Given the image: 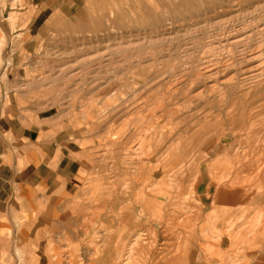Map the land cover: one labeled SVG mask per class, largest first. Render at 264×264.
<instances>
[{
  "label": "rangeland",
  "instance_id": "374dc122",
  "mask_svg": "<svg viewBox=\"0 0 264 264\" xmlns=\"http://www.w3.org/2000/svg\"><path fill=\"white\" fill-rule=\"evenodd\" d=\"M53 1L63 4L67 12L59 15L62 18L53 19V29L43 33L39 46L34 44L27 49L30 55L26 61L12 63L15 66L12 71L27 72L23 78L15 80L8 76L11 61L4 54L11 49L5 39L1 41L0 86L15 84L39 89L49 98L54 111L58 108L68 116L79 117L80 127L86 133L96 134L98 161L105 151L110 155L107 178L118 197L114 200L117 203L114 219L119 220L121 202L125 199L130 204L139 201L143 186L148 188L146 193L154 185L157 187L154 199L163 209L161 224L176 229L190 227L193 222L188 223V218L200 217L201 211H195L191 204H187L192 206L187 215L175 216L174 211L199 198L213 201L215 188L223 181L240 182L247 202L264 198V0ZM16 5H24V1L16 0L12 7ZM14 16H10L13 28L19 21V16ZM226 38L234 39L228 42ZM22 48L13 46L11 53L24 52ZM252 51L259 57L256 62L248 61ZM220 60L222 68L230 65L221 82L211 83L206 77H198L205 74L206 62L216 64ZM257 65L260 70L263 68L261 72L250 70ZM247 89L250 92L246 93ZM230 116L236 117L231 120ZM88 117L94 119V125H83ZM203 184H207L204 190ZM146 198L151 199L148 195ZM254 208L250 207L243 215L256 214L258 209ZM261 209L264 212V205ZM258 222V219L243 220L241 230L254 232L264 221ZM148 223L149 227L154 225V221ZM230 224H234L233 220ZM136 233L131 235L127 246ZM104 239L100 234L92 238L89 247H96L97 254L81 253L82 262L91 258L102 264L99 260L103 257L100 252ZM247 242L241 237L240 245L231 252V261L264 258L262 248L260 251ZM150 244L153 248V243ZM256 249L260 252L254 253ZM140 257L135 254L134 260L142 261Z\"/></svg>",
  "mask_w": 264,
  "mask_h": 264
},
{
  "label": "crops",
  "instance_id": "0c3cea01",
  "mask_svg": "<svg viewBox=\"0 0 264 264\" xmlns=\"http://www.w3.org/2000/svg\"><path fill=\"white\" fill-rule=\"evenodd\" d=\"M23 1L24 5L12 7L16 0H0V43L5 39L10 46L11 51L4 56L11 61L8 76L15 80L27 72L12 71V63L26 61L30 55L27 49L34 44L39 46L43 33L53 29V19L62 18L59 15L67 12L63 4L53 0ZM11 15L19 16L14 28ZM13 46L23 47L24 52L12 54ZM0 93V264H97V259L91 258L82 262L81 253L96 254V247L92 249L89 244L98 234L106 240L104 256L99 261L109 264L117 239L129 238V233L145 223L137 218L140 205L136 201L130 204L128 199L121 202L119 220L114 219V200L118 197H112V183L107 178L111 169L107 162L109 153L105 151L98 161L96 134L86 133L79 117L68 116L58 108L54 111L49 98L39 89L12 84L0 86ZM94 124L90 117L83 123ZM206 186L203 184V190ZM215 200L199 198L184 205L185 208L191 204L195 211H201L200 217L195 218V230L188 226L178 231L187 246L192 245L187 247L186 252L190 253L185 264H230V252L240 244L241 237L248 239L252 247L264 250V198L249 202L235 196L217 199V203ZM250 207L258 209L256 214L242 215ZM259 212L263 214L261 218ZM248 219H260L263 224L248 233L241 230L243 220ZM247 259L232 264H264V258Z\"/></svg>",
  "mask_w": 264,
  "mask_h": 264
},
{
  "label": "bare ground",
  "instance_id": "6f19581e",
  "mask_svg": "<svg viewBox=\"0 0 264 264\" xmlns=\"http://www.w3.org/2000/svg\"><path fill=\"white\" fill-rule=\"evenodd\" d=\"M223 4V3H222ZM82 13V12H81ZM214 16V15H213ZM136 19V18H135ZM221 24V23H220ZM53 25V24H52ZM232 30V29H231ZM230 39H234V38H226L225 40L226 41H230ZM239 45V44H238ZM231 46V45H230ZM187 48V47H186ZM192 52V51H191ZM242 53H243V51H242ZM260 52L258 51V54H259ZM244 54V53H243ZM257 53L256 52H254V51H252V53H250V55H249V57H248V61H250V62H256V61H258V56L256 55ZM261 54V53H260ZM241 55V54H240ZM245 55V54H244ZM217 56V55H216ZM215 56V57H216ZM264 56V55H263ZM203 59V58H202ZM221 59V58H220ZM245 59V58H244ZM262 59L260 58V61H261ZM204 61V60H203ZM208 61H210V60H208ZM212 61V60H211ZM221 61V60H220ZM259 61V62H260ZM199 62H201V61H199ZM262 62H263V60H262ZM205 63V62H204ZM214 63V62H213ZM220 63V64H219ZM219 63H214V64H211V62H206V64H207V66H205L206 67V69H205V74L204 75H202V73L200 74V72H199V74H200V76L198 75V77H201V76H203V77H206V79H208V81L209 82H218V81H220V78L221 77H223L225 74H228L227 72H229L230 70V68L228 67V66H230V65H227L226 64V67L225 68H222L221 67V65H223V63H222V61L221 62H219ZM208 64H211L210 66H208ZM254 65V64H253ZM224 66V65H223ZM250 67V66H249ZM254 67V66H253ZM259 67H261V66H259V65H257L256 67H254V68H249L250 70H252L254 73L256 72V70H258L259 69ZM264 67V66H263ZM185 68V67H184ZM222 68V69H221ZM263 68H261V70H262ZM244 70V69H243ZM246 70V69H245ZM260 70V69H259ZM261 70H260V72H261ZM200 71H201V68H200ZM202 72V71H201ZM204 73V72H203ZM249 73V72H248ZM242 74V73H241ZM246 74V73H245ZM253 74V73H252ZM262 74V73H261ZM260 74V75H261ZM243 75V74H242ZM227 76V75H226ZM231 76H232V74H231ZM245 76V75H244ZM244 76H242V78H244ZM255 76V75H254ZM258 76V75H257ZM262 76V75H261ZM202 77V78H203ZM246 77V76H245ZM202 78H200L201 80H202ZM250 78V77H249ZM259 78V77H258ZM205 79V78H204ZM225 79V78H224ZM231 79V78H230ZM234 79V78H233ZM233 79H231V80H233ZM237 79V78H236ZM245 79V78H244ZM248 79V78H247ZM261 79V78H260ZM264 79V78H263ZM162 80V79H161ZM231 80L230 81H227V82H225V84L226 85H228L227 83L228 82H231ZM243 80V79H242ZM251 80H253L252 78H251ZM262 80V79H261ZM261 80H259V82L261 81ZM206 81V80H205ZM208 81H206V82H208ZM236 80H234V82H235ZM263 81V80H262ZM261 81V82H262ZM172 82V81H171ZM182 82V81H181ZM211 82V83H212ZM221 82V81H220ZM245 82H247V81H245ZM254 82V81H253ZM252 82V83H253ZM258 82V81H257ZM260 82V83H261ZM233 83V82H232ZM231 83V84H232ZM236 83V82H235ZM238 83V82H237ZM243 83H244V80H243ZM222 84H224V82L222 81ZM234 84V83H233ZM240 84H241V81H240ZM245 84V83H244ZM247 84V83H246ZM245 84V85H246ZM248 84H249V82H248ZM255 84H256V88H258V85H257V83L255 82ZM220 85H221V83H220ZM225 85V86H226ZM262 85V84H261ZM216 86V85H215ZM219 86V85H218ZM224 86V85H223ZM231 86V85H230ZM235 86V85H234ZM242 86V85H241ZM251 86V88H253L252 87V85H250ZM263 86V85H262ZM213 87V86H212ZM212 87H209V89L211 88L212 90L214 89V88H212ZM227 87V86H226ZM229 87V86H228ZM233 87V86H232ZM243 87V86H242ZM264 87V86H263ZM262 87V88H263ZM218 88H220V87H218ZM223 88V87H222ZM221 89V88H220ZM224 89V88H223ZM229 89V88H228ZM239 89H242V88H239ZM244 89V88H243ZM259 89V88H258ZM258 89H256V90H258ZM261 89V88H260ZM190 90V89H189ZM203 90V89H202ZM219 89H217V91H218ZM227 90V89H226ZM249 90H250V88H249ZM262 90V89H261ZM214 91V90H213ZM216 91V92H217ZM221 91V90H220ZM225 91V90H224ZM223 91V92H224ZM247 91H248V89L246 90V93H247ZM252 92L251 93H253V89L251 90ZM215 92V93H216ZM222 92V93H223ZM230 92V91H229ZM229 92H227V93H229ZM240 92H241V90H240ZM243 92V91H242ZM248 92H250V91H248ZM260 92V91H259ZM199 93V92H198ZM226 93V92H225ZM226 93V94H227ZM244 94H246L245 92H243ZM250 93V94H251ZM174 94V93H173ZM186 94V93H185ZM250 94L248 95L249 97L248 98H250ZM263 94V96H264V93H262ZM262 94H261V96H262ZM200 95H201V93H200ZM221 95V94H220ZM212 96V95H211ZM245 96V95H244ZM253 96V95H252ZM251 96V97H252ZM198 97V96H197ZM196 97V98H197ZM201 97H203V95L201 96ZM201 97H200V99H201ZM214 97H215V95H214ZM217 97L219 98V95H217ZM220 97H222V96H220ZM254 97V96H253ZM252 97V98H253ZM217 98V99H218ZM245 98V97H244ZM256 98V97H255ZM213 99V98H212ZM263 99V98H262ZM262 99H261V101H262ZM216 100V99H215ZM222 101V100H221ZM220 102V101H219ZM224 102V101H223ZM198 103V102H197ZM197 103L195 104V105H197ZM263 103V102H262ZM191 104V103H190ZM194 105V104H193ZM262 105V104H261ZM197 107V106H196ZM179 108H181V107H179ZM194 108V107H193ZM199 108V107H198ZM203 108H205V107H202L201 108V111H202V109ZM182 109V108H181ZM180 109V110H181ZM197 109V108H196ZM196 109H193V110H196ZM210 109V108H209ZM233 109V111H234V108H232ZM207 110V109H206ZM200 110H198L197 112L198 113H200L199 112ZM211 111V110H210ZM209 111V112H210ZM227 111V110H226ZM173 112V111H172ZM203 112V111H202ZM208 112V111H207ZM206 112V113H207ZM208 112V114H211V113H209ZM241 112V111H240ZM204 113H205V111H204ZM203 113V114H204ZM228 113H230V112H228ZM246 113V112H245ZM207 114V115H208ZM241 114V113H240ZM239 114V115H240ZM206 115V114H205ZM206 115V116H207ZM212 115H214V114H212ZM216 115V114H215ZM214 115V116H215ZM232 116H233V113L231 114ZM228 116V115H227ZM238 116V115H237ZM245 116H247V115H245ZM244 116V117H245ZM212 117V116H211ZM218 117H219V115H218ZM236 117V116H235ZM235 117H234V119H235ZM238 117H240V116H238ZM244 117H242V118H244ZM230 118H231V116H230ZM229 118V119H230ZM155 119V118H154ZM222 119V118H221ZM234 119H232L231 118V120H234ZM240 119V118H239ZM216 120H219L218 118H216ZM211 121V120H210ZM209 121V122H210ZM220 121V120H219ZM205 122H208V121H205ZM152 123V122H151ZM202 123H203V121H202ZM202 123H200V125L202 124ZM153 124V123H152ZM177 124V123H176ZM175 124V125H176ZM208 124V123H207ZM160 125V124H159ZM199 125V124H198ZM208 126V125H207ZM177 128H179V125L177 126ZM240 127H238V129H239ZM233 129V128H232ZM237 129V128H236ZM240 129H242V128H240ZM177 130V129H176ZM215 130V129H214ZM234 130V129H233ZM245 130V129H244ZM208 131V130H207ZM241 131V130H240ZM247 131V130H246ZM206 132V131H205ZM218 132V131H217ZM244 132V131H243ZM209 133H211V132H209ZM218 133H220V132H218ZM229 133V132H228ZM251 133V132H250ZM249 133V134H250ZM213 134V133H212ZM215 134H217V133H215ZM224 134H225V132H224ZM235 134H236V132H235ZM235 134H234V136H235ZM239 134V133H238ZM208 135V134H207ZM214 135V134H213ZM220 135V134H219ZM226 135V134H225ZM252 135V134H251ZM217 136V135H216ZM233 136V135H232ZM237 136V135H236ZM140 137V136H139ZM183 137V136H182ZM184 138V137H183ZM209 138V137H208ZM212 138V137H211ZM229 138V137H228ZM145 139V138H144ZM185 139V138H184ZM183 139V140H184ZM210 139V138H209ZM215 139H216V137H215ZM236 139V138H235ZM142 140V139H141ZM148 140H151V139H148ZM145 141V140H144ZM210 141V140H209ZM212 141V140H211ZM210 141V142H211ZM221 141H223V140H221ZM221 141H220V143H221ZM248 141V140H247ZM143 142V141H142ZM145 142H147V141H145ZM179 142V141H178ZM237 142V141H236ZM141 143V142H140ZM150 143V142H149ZM151 143H152V141H151ZM180 143V142H179ZM203 143V142H202ZM204 143H205V141H204ZM224 143V142H223ZM263 143V142H262ZM178 144V143H177ZM213 144V143H212ZM222 144V143H221ZM242 144V143H241ZM245 144V143H244ZM128 145V144H127ZM176 145V144H175ZM209 145V144H208ZM216 145V144H215ZM227 145V144H226ZM231 145V144H230ZM203 146V145H202ZM259 146V145H258ZM150 147V146H149ZM152 147V146H151ZM201 148V145H198V148L197 149H200ZM248 147V146H247ZM251 147V146H250ZM223 148V147H222ZM130 149V148H129ZM150 149V148H149ZM152 149V148H151ZM150 149V150H151ZM208 150H210L209 148H207ZM216 149V148H215ZM228 149V148H227ZM232 149V148H231ZM132 150V149H131ZM233 150V149H232ZM231 150V151H232ZM235 151H236V149H234ZM233 150V151H234ZM244 150V149H243ZM249 150H251V149H249ZM142 151V150H141ZM148 151V150H147ZM199 151V150H198ZM221 151V150H220ZM245 151H247V150H245ZM238 152V151H237ZM195 153V151L193 152V154ZM246 153V152H245ZM200 154V153H199ZM199 154H197V155H199ZM224 154V153H223ZM232 154V153H231ZM152 155V154H151ZM192 155V154H191ZM243 155V154H242ZM194 156V158H195V155H193ZM192 156V157H193ZM192 157L190 158V159H192ZM198 157V156H197ZM201 157V156H200ZM141 158H142V156H141ZM145 158V157H144ZM143 158V159H144ZM198 159H199V157H198ZM188 160V159H187ZM186 160V161H187ZM197 160V159H196ZM237 160V159H236ZM200 161H201V159H200ZM200 161H198L197 160V162H200ZM148 162V161H147ZM158 162V161H157ZM188 162H191L190 160L188 161ZM196 162V161H195ZM196 162V163H197ZM132 163V162H131ZM134 163V162H133ZM138 163V162H137ZM203 163V162H202ZM157 164V163H156ZM183 164H184V162H183ZM240 164V163H239ZM186 165V164H185ZM189 165V164H188ZM197 165V164H196ZM180 166V165H179ZM181 166H182V164H181ZM188 167V166H187ZM187 167L185 166V169H187ZM238 167V166H237ZM203 168V167H202ZM244 168V167H243ZM128 169V168H127ZM144 169V168H143ZM150 169V168H149ZM152 169V168H151ZM157 169V168H156ZM196 169H197V167H196ZM204 169V168H203ZM192 170V169H191ZM158 171V170H157ZM188 171V170H187ZM193 171H195V170H193ZM192 171V172H193ZM197 171V170H196ZM161 172V171H160ZM201 172V171H200ZM126 173V172H125ZM129 173V172H128ZM173 173H175V172H173ZM190 173H191V171H190ZM196 173V172H195ZM154 174V173H153ZM187 174H189V173H187ZM177 175V174H176ZM242 175V174H241ZM244 175H246V174H244ZM243 176V175H242ZM148 177V176H147ZM178 177V176H177ZM176 177V178H177ZM241 177V176H240ZM246 177V176H245ZM250 177V176H249ZM158 179V178H157ZM185 179V178H184ZM184 179H183V181H184ZM197 179V178H196ZM229 179H231V178H229ZM248 179V178H247ZM250 179V178H249ZM177 180H179V179H177ZM240 180V179H239ZM261 180V179H260ZM152 181V180H151ZM154 181V180H153ZM160 182V181H159ZM203 182V181H202ZM202 182H199V183H197V185H200ZM177 183V182H176ZM132 185V183L130 184V186ZM218 185V184H217ZM132 188V187H131ZM155 188H157V187H155V185L153 186V187H151L149 190V193L147 192H145V191H148V188H144V186L143 187H141V189H140V195H141V198L139 199V201H136V203H137V205L139 204L140 205V212H139V214H138V216H140V218L143 220V221H145V222H147L146 224H148V227H149V221H154V223H155V226L158 228V231H156V228L154 229L153 227H146L145 226V223H144V225H142V226H139V230L137 229V236L136 237H134L135 236V234L133 235V237L135 238L133 241H132V243L129 245V246H127V242H128V240L130 239V237H131V235L133 234V233H135L136 232V230H135V232H133V233H129V238L127 237V238H125V239H121V238H119V239H117L118 240V242L120 243V245L119 244H115V246H114V248H113V250H114V254H113V258H112V260H111V262L109 263V264H141V262L143 263V264H185L186 263V260L189 258V253H187L186 252V250H187V242H186V240H185V242H184V245L183 246H179V244H180V241L181 240H183L184 238L183 237H181L180 236V234L178 233V231L180 230V228H175V227H172L171 226V228H169V227H166V226H162V224H161V219H162V213H163V209L161 208V206H160V204H158L156 201H155V199H154V192H155ZM241 188V189H240ZM217 191H216V193H215V195H214V198H216V200L217 199H222V198H230V197H232V196H235L236 198H240V199H246V197H243V193H242V191L243 190H245L244 188H242V186H241V183L240 182H238V181H236V180H226V181H223V184H220V187L218 186L217 188H215ZM116 190V189H115ZM114 190V191H115ZM262 191H264V189L262 190ZM215 192V191H214ZM111 193H113V192H111ZM117 193V192H116ZM246 193V192H245ZM131 194V193H130ZM256 194H258V193H256ZM149 196V198H151V199H148V198H146V196ZM262 195H264V194H262ZM261 195V196H262ZM114 195H112V197H113ZM259 196H260V194H259ZM258 196V197H259ZM112 197H111V199H112ZM115 197V196H114ZM252 198V197H251ZM114 199V198H113ZM112 199V200H113ZM215 200V201H216ZM111 201V200H110ZM244 201V200H243ZM111 203V202H110ZM215 203H217V201L215 202ZM221 203V202H220ZM241 203H242V201H241ZM261 204H263V201H262V203ZM135 205V204H134ZM242 205V204H241ZM259 205H260V203H259ZM219 206H220V204H219ZM240 206V205H239ZM261 206V205H260ZM263 206V205H262ZM131 207V206H130ZM216 207H214V209H215ZM240 208V207H239ZM238 208V209H239ZM189 209H192V206H187V207H179V211H177V210H175L174 212H175V216H181V215H187V214H189V213H191V212H189ZM213 209V210H214ZM243 209V208H242ZM241 209V210H242ZM121 210H123V209H121ZM125 210V209H124ZM216 210V209H215ZM245 210V209H244ZM244 210H243V212H244ZM192 211V210H191ZM124 212V211H123ZM126 212V211H125ZM240 212V211H239ZM214 213H215V211H214ZM217 213V212H216ZM114 214V213H113ZM121 214V213H120ZM129 214H130V212H129ZM134 214H135V212H134ZM244 214V213H243ZM242 214V215H243ZM261 214L262 213H260L259 212V218H261ZM112 215V214H111ZM122 215V214H121ZM117 216V215H116ZM130 216V215H129ZM134 216V215H133ZM217 216H218V214H217ZM237 216V215H236ZM239 216L240 217H242L240 214H239ZM134 217H137V216H134ZM114 218H116L115 216H114ZM198 218V217H197ZM237 218V217H236ZM132 219H133V217H132ZM137 219V218H136ZM190 221L188 222V223H190V222H194V224H189V225H191V226H193V227H191L190 226V228H195L196 227V221H195V217L194 218H188ZM187 219V220H188ZM117 220V219H116ZM115 220V221H116ZM135 220V219H134ZM260 220V219H259ZM264 220V219H263ZM113 221V220H112ZM117 222V221H116ZM119 222H121V221H119ZM115 225H116V223H114ZM117 224H119V223H117ZM135 224V223H134ZM137 225V224H136ZM203 225V224H202ZM151 226V225H150ZM198 226V225H197ZM200 227H202V226H200ZM256 228H257V226H256ZM261 228V227H260ZM126 229V228H125ZM128 229V228H127ZM196 229V228H195ZM194 229V230H195ZM201 230V229H200ZM256 230V229H255ZM263 230V229H262ZM253 231V230H252ZM191 232V231H190ZM195 232V231H194ZM193 232V233H194ZM198 232V231H197ZM202 232H203V230H202ZM201 232V233H202ZM153 234V240L150 242L149 240V238L151 237L150 236V234ZM252 233V232H251ZM151 234V235H152ZM183 234V233H182ZM181 234V235H182ZM197 234V233H196ZM160 235H162V240L160 241V239H159V236ZM198 235H199V232H198ZM121 236V235H120ZM200 236V235H199ZM198 236V237H199ZM202 236H205V234L204 235H202ZM124 237V236H123ZM184 237H185V235H184ZM118 238V237H117ZM200 238V237H199ZM205 238V237H204ZM230 238V237H229ZM263 238V237H262ZM105 240V239H104ZM206 240V239H205ZM230 240V239H229ZM253 240V239H252ZM106 241V240H105ZM104 241V242H105ZM112 241V240H111ZM116 241V240H115ZM163 241V242H162ZM162 242V244H160ZM223 242V241H222ZM107 243V242H106ZM112 243V242H111ZM115 243V242H114ZM150 243H153V248L151 247V244ZM226 243H228L227 241H226ZM234 243V242H233ZM249 244H250V242H248ZM104 244V243H103ZM103 244H102V246H103ZM149 244H150V246H149ZM160 244V245H159ZM197 244H199L198 242H197ZM253 244V243H252ZM105 245V244H104ZM114 245V244H113ZM229 245H230V243H229ZM238 245H240V244H238ZM237 245V246H238ZM251 245V244H250ZM106 246V245H105ZM190 246H192V245H190L189 244V247H188V249L190 248ZM195 246V245H194ZM233 246V245H232ZM255 246V245H254ZM257 246H259V245H257ZM126 247H128V248H126ZM155 247V248H154ZM215 247V246H214ZM251 247H252V245H251ZM262 247V246H261ZM264 247V246H263ZM100 248H101V246H100ZM99 248V249H100ZM246 248V247H245ZM250 248V247H249ZM152 249V250H151ZM207 249V248H206ZM229 249V248H228ZM209 250V249H208ZM189 251H191V250H189ZM200 251V250H199ZM107 252H109V251H107ZM135 252V253H134ZM196 251H194V253H195ZM231 253V252H230ZM263 253V252H262ZM97 254V253H96ZM100 254H102V252H100ZM138 255V256H141L140 258H142V261H135L134 259V255ZM95 255V254H94ZM196 255V254H195ZM238 255V254H237ZM264 255V254H263ZM104 256V255H103ZM191 256V255H190ZM137 257V256H136ZM194 257V256H193ZM210 257V256H209ZM234 257V256H233ZM259 257H261V255L259 256ZM101 258V257H100ZM214 258H217V259H219L220 258V256H216V257H214ZM230 258H232V257H230ZM245 258H247V255H246V257ZM256 258V257H255ZM229 259V258H228ZM261 259V258H260ZM137 260V259H136ZM245 260V259H244ZM97 260H95V262H96ZM115 261V262H114ZM223 261V260H222ZM253 261H255V260H253ZM106 262V261H105ZM194 262V261H193ZM233 262V261H232ZM232 262L230 263V264H232ZM238 262V261H237ZM251 262V261H250ZM103 263V262H102ZM190 263V262H189ZM196 263V262H195ZM210 263V262H209ZM220 263V262H219ZM252 263V262H251ZM262 263V262H261ZM240 264V263H239ZM256 264V263H255Z\"/></svg>",
  "mask_w": 264,
  "mask_h": 264
}]
</instances>
